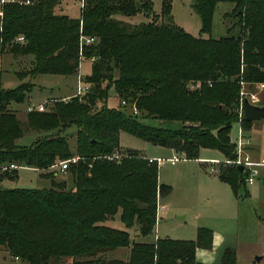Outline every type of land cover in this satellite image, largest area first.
Segmentation results:
<instances>
[{
	"label": "trees",
	"instance_id": "trees-1",
	"mask_svg": "<svg viewBox=\"0 0 264 264\" xmlns=\"http://www.w3.org/2000/svg\"><path fill=\"white\" fill-rule=\"evenodd\" d=\"M173 1L162 0L161 16L171 17ZM220 2L235 4L224 18L238 21L228 35L215 38L213 18ZM59 3H7L0 17V249L22 264H204L196 253L213 248L214 234L208 228H200L196 240L143 242L130 234L134 226L141 236L156 229L159 197L171 191L159 182V163L135 150L120 161L102 156L119 148L120 134L127 132L188 159L199 158L202 148L235 158L233 124L240 122L246 130L252 124L241 118V82L264 83V0H193L200 31L208 37L193 36L171 22L131 26L115 17L141 10L150 15L153 0H86L82 19L55 14ZM82 34L96 42L84 45L81 55ZM9 46L14 54L34 55L32 67L18 73L22 80L39 74L75 75L80 56L95 57L84 77L91 84L87 98L72 96L45 111L29 112V127L45 133L31 145L18 143L25 130L11 105L26 100L34 84L29 80L4 87L1 55ZM112 87L126 101L120 108L107 106ZM132 104L137 114L123 109ZM141 114L158 119L161 126L143 123ZM173 121L181 127L163 126ZM71 127L77 130L75 149L63 134ZM76 154L79 160L68 169L71 187L55 178L43 189L2 184L19 177L18 168L9 171L6 166L48 170ZM219 176L235 193L246 184L237 166L223 168ZM117 216L125 228L107 224ZM119 248H130L128 259L103 257ZM221 264H241L234 248L224 251Z\"/></svg>",
	"mask_w": 264,
	"mask_h": 264
},
{
	"label": "rangeland",
	"instance_id": "rangeland-1",
	"mask_svg": "<svg viewBox=\"0 0 264 264\" xmlns=\"http://www.w3.org/2000/svg\"><path fill=\"white\" fill-rule=\"evenodd\" d=\"M34 2L35 0H33ZM153 2L154 7L150 15L147 13L148 11L141 10L133 16L117 14L115 17L131 26L148 23L153 20L158 21V23L171 22L193 36H209V34H202L200 31L201 19L193 9V0H174L171 17L161 16L162 0H153ZM85 5L86 0H63V6L67 7L68 13L73 16L79 15V17L68 15L67 11H62L58 5L55 7V14L67 15L72 19H82V11ZM234 7L235 4L233 2H220L217 5L211 33L213 37L220 38L229 34L231 25L235 24L238 19L234 17L224 18V15L227 12H231ZM233 32L238 34L239 28H236ZM33 63L34 55L14 54L11 51V46L1 55L2 82L5 88H15L23 81L29 80L34 84L26 100L21 103H12L11 105V110L16 112L25 130V134L18 140L21 145H31L45 134L29 127V108L33 107V110L45 111L51 108L56 100H65L64 96L76 94L80 87L86 86L84 77L81 83L79 73L80 71L81 75L89 73L92 69L93 60L92 58L80 56L79 69L75 75L39 74L35 78L26 76L23 80L20 79L18 73L25 74ZM106 74L112 76L111 73ZM108 83V81H105L104 86ZM241 85L243 92L258 93L264 105V88L246 81L241 82ZM87 94L80 97H83L84 100V98H87ZM68 100L70 99L68 98L65 101ZM123 101V98L119 97L115 88L112 87L107 106L120 108ZM99 105L102 106L103 103L99 102ZM134 105L136 106V104H132L123 109L127 113H131ZM239 110L241 111V108ZM144 116L143 114L140 116V120L143 123L161 126V122L158 119L148 117L147 114H144ZM163 126L178 128L181 127V124L173 121L167 122ZM242 128L243 126L240 122L233 124L231 138L235 144L241 136ZM76 131V127L63 131V134L69 137L70 144L74 149ZM246 133L251 136L252 145L258 149L251 156L261 160L258 167L259 174L253 184H243L239 191L235 193L231 185L215 179L219 178L223 168H229V165L216 164L219 169L218 172L214 173L211 171L212 166L210 163L204 164L194 159H183L184 153H182L183 155L181 154L182 156L175 165L169 161L159 165L160 179L164 184L169 185L172 191V194L168 196H166L167 194H162L161 198L159 197L161 199L160 203L161 205L169 204V209H161V216L152 235L141 236L138 227L134 226L129 229L132 238L137 241L154 242L157 235V237H168L175 240H196L199 229L204 227L212 230L214 234L213 248L210 253L207 251L208 257L205 258L204 264H221L227 247L237 250L238 259L241 263L264 264V258L261 261L256 259L258 256L264 257V118L252 121V126ZM163 148V146L155 145L127 132H121L120 146L115 150H119L124 156L129 155L132 150L148 157L154 156L166 159L173 155L171 151ZM200 155L205 156L203 152ZM207 155L211 156L214 154L207 153ZM75 156H79V154ZM215 156L220 161L225 160L222 155L215 154ZM60 162L57 161L48 170L20 167L18 168L19 177L16 179L7 178L3 181V184L7 188L43 189L51 187L52 179L55 178L57 182H66L67 186L71 187L73 182L70 172L54 174L50 177L46 174L58 170V166H53L60 164ZM12 170L14 169L9 171ZM247 191L248 195H246ZM107 224L111 226L122 224L124 226L119 220V216L115 220H109ZM129 254L130 248H119L103 254V257L106 259H124L127 255L129 257ZM4 256L5 253L0 252V264H18L14 256L9 255L6 259ZM69 260L70 258L62 259L63 262H68Z\"/></svg>",
	"mask_w": 264,
	"mask_h": 264
},
{
	"label": "built area",
	"instance_id": "built-area-1",
	"mask_svg": "<svg viewBox=\"0 0 264 264\" xmlns=\"http://www.w3.org/2000/svg\"><path fill=\"white\" fill-rule=\"evenodd\" d=\"M7 3H17L20 5H30L33 3V0H0V16L3 17L4 15V6ZM18 40L20 42H24V36H20L18 38ZM96 42V38L93 36H87V35H81L80 37V45H81V55L83 54V46L84 45H89V44H93ZM83 57V56H82ZM92 60H95V57L92 58ZM84 87H80L78 89V92L76 93V95L78 96H83L86 93L89 92L90 88H91V84L90 83H86L85 82ZM75 95V96H76ZM242 99H241V117H244L243 114V101L246 97H248L250 99L251 102L253 103H259L260 102V97L258 96V94L255 93H247V92H243L242 91ZM123 104H126V101H123ZM29 110H33V107L29 108ZM133 112L135 114L138 113V109L137 107L134 105V109ZM251 140L244 134L243 130L241 132V136L238 139V142L236 143V157L233 159H226L224 161H219V160H212V163L214 164H222L223 166H243L244 168V173L246 175V182L248 183H253L256 180V177L258 175V171H257V166L260 164V162H256L254 161L248 154H247V147L250 145ZM182 152H177L175 153V155L171 158H149L150 161H154L156 160L158 163H164L165 161H169L172 164H175L180 157L183 155H181ZM103 158H106L109 161H120L124 155L121 154V152L119 150H115L113 151L111 154H107L102 156ZM79 156H74L72 158H69L67 160H63L60 162V164L58 165H54L58 166V170L55 171V174L58 175L59 173H66L69 169V167L71 166V164L76 163L79 160ZM15 168H19L18 165L16 164H11L9 166H6L4 169L10 170V169H15ZM218 167H214L212 168V172H218ZM17 260H20L19 257H15Z\"/></svg>",
	"mask_w": 264,
	"mask_h": 264
},
{
	"label": "crops",
	"instance_id": "crops-1",
	"mask_svg": "<svg viewBox=\"0 0 264 264\" xmlns=\"http://www.w3.org/2000/svg\"><path fill=\"white\" fill-rule=\"evenodd\" d=\"M58 6H60L61 7V9H62V11L64 10V11H67V7H64L63 6V0H60V3H59V5ZM234 9V8H233ZM68 15H70L69 13H68V11L66 12ZM228 13V12H227ZM70 16H72V17H79V15H76V16H73V15H70ZM81 68V67H80ZM90 69H91V65H90ZM92 70V69H91ZM91 70H90V72L89 73H86L85 75H81V71H80V73H79V76H81V83L83 82V77H85L87 74H90L91 73ZM54 75H56V74H54ZM254 85H257V86H259L260 88H264V83H255ZM258 94V93H257ZM76 94H72V95H67V96H64V99L66 100V99H68V98H71L72 96H75ZM258 96H259V94H258ZM46 99H48V98H46ZM45 99V100H46ZM257 104H262V100H261V98H260V102L259 103H257ZM251 126H252V124H251ZM251 126L249 127V130H250V128H251ZM243 129V132H244V134L251 140V136H248L247 135V131H248V129L246 130V129H244V128H242ZM163 149H165V150H167V151H171L172 152V156L171 157H173L174 155H175V153H176V150H174V149H172V148H166V147H164ZM237 149V148H236ZM218 151V152H217ZM258 151V149L255 147V146H253L252 145V140H251V143H250V145L247 147V154L254 160V161H256V162H261V160H257V159H255V158H253L251 155L252 154H255L256 152ZM201 152H203L204 153V155L205 156H201L200 154H201ZM207 153H210V154H214V155H211V156H208L207 155ZM219 153V154H218ZM215 154H217V155H222L224 158H225V160L226 159H229V158H227L221 151H219V150H215V149H208V148H202L201 150H200V152H199V158H197V159H194L195 161H198V162H201V163H204V164H208V163H210L211 164V166H212V168H213V166L215 167L216 166V164H214V163H212V160H218L219 158L218 157H216L215 156ZM184 157H183V159H188V158H186L185 157V155H183ZM148 157V156H147ZM171 157H167V158H171ZM149 158H159V157H149ZM160 158H163V157H160ZM209 160H211V161H209ZM220 161V160H219ZM177 163V162H176ZM175 163V164H176ZM172 164V163H171ZM175 164H173V165H175ZM159 165H160V163H159ZM218 165V164H217ZM230 166H233V165H230ZM258 167H259V165L257 166V171H258V174H259V170H258ZM29 168H31V167H29ZM33 169H35V168H33ZM244 172V171H243ZM220 175V174H219ZM215 179H219V181H221V182H223V183H225V184H227V185H230V184H228L227 182H224L221 178H220V176H219V178H215ZM221 179V180H220ZM159 182L161 183V184H164L163 182H162V180L160 179V176H159ZM245 182H246V180H245ZM255 182V181H254ZM253 182V183H254ZM246 183H248V182H246ZM253 183H249V184H253ZM2 184H3V182H2ZM167 185V184H166ZM3 186H4V184H3ZM5 187V186H4ZM247 193H248V191H247ZM172 194V191L170 192V193H168L166 196H168V195H171ZM249 194V193H248ZM247 194V195H248ZM161 196L162 195H160V198H161ZM159 198V201H158V219H159V217L161 216V209H169V204H165V205H161V203H160V199ZM119 220H120V216H119ZM121 221V220H120ZM158 221V220H157ZM158 223V222H157ZM124 225V224H123ZM157 226V225H156ZM115 227H117V228H125V226H122V224L121 225H117V226H115ZM158 238H161V237H157V235H156V240L158 239ZM155 240V241H156ZM228 248V247H227ZM226 248V249H227ZM229 248H232V247H229ZM225 249V250H226ZM235 249V248H234ZM212 249H204V248H199L198 250H197V253H196V256H197V259L200 261V262H204V260H205V258L206 257H208V252L210 253V251H211ZM236 250V249H235ZM208 251V252H207ZM0 252H3V253H5V256H4V258L6 259L9 255L10 256H12L11 254H10V252L9 251H7V250H5V249H0ZM236 253H237V250H236ZM15 258V257H14ZM126 258H128V255H127V257ZM126 258H124V259H126ZM264 258V257H263ZM237 259H238V254H237ZM15 260L16 261H18V264H22V261H21V259L20 260H17L16 258H15ZM238 262L239 263H241L240 261H239V259H238ZM241 264H245V263H241Z\"/></svg>",
	"mask_w": 264,
	"mask_h": 264
},
{
	"label": "water",
	"instance_id": "water-1",
	"mask_svg": "<svg viewBox=\"0 0 264 264\" xmlns=\"http://www.w3.org/2000/svg\"><path fill=\"white\" fill-rule=\"evenodd\" d=\"M138 7H141V3H137ZM243 114L247 121H256L264 118V105L257 104L250 101L246 97L243 101ZM239 170L244 171L243 166H238ZM263 256H258L256 259L261 261Z\"/></svg>",
	"mask_w": 264,
	"mask_h": 264
}]
</instances>
